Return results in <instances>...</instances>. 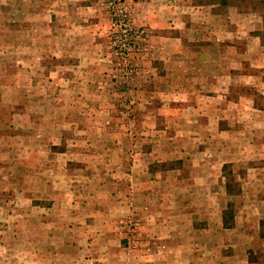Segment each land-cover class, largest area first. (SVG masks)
I'll use <instances>...</instances> for the list:
<instances>
[{
  "label": "rangeland",
  "instance_id": "obj_1",
  "mask_svg": "<svg viewBox=\"0 0 264 264\" xmlns=\"http://www.w3.org/2000/svg\"><path fill=\"white\" fill-rule=\"evenodd\" d=\"M0 264H264V0H0Z\"/></svg>",
  "mask_w": 264,
  "mask_h": 264
}]
</instances>
